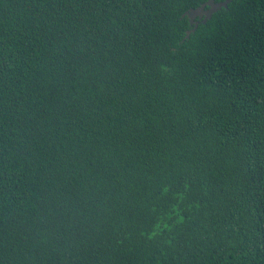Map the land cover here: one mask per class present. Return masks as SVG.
<instances>
[{
  "label": "trees",
  "instance_id": "16d2710c",
  "mask_svg": "<svg viewBox=\"0 0 264 264\" xmlns=\"http://www.w3.org/2000/svg\"><path fill=\"white\" fill-rule=\"evenodd\" d=\"M206 1L0 0V264H264V0Z\"/></svg>",
  "mask_w": 264,
  "mask_h": 264
},
{
  "label": "water",
  "instance_id": "95a60500",
  "mask_svg": "<svg viewBox=\"0 0 264 264\" xmlns=\"http://www.w3.org/2000/svg\"><path fill=\"white\" fill-rule=\"evenodd\" d=\"M233 0H224V1H216V0H207L205 3L200 5L197 8H191L184 13L183 16H188L190 19V23L195 24V27L187 31V36L190 35L192 31H195L199 21L197 18L203 19V22H207L208 19L212 17V15L217 12L222 7L228 8V5Z\"/></svg>",
  "mask_w": 264,
  "mask_h": 264
}]
</instances>
